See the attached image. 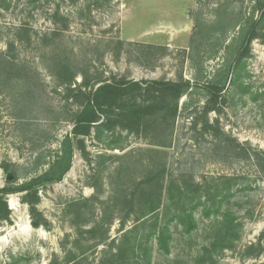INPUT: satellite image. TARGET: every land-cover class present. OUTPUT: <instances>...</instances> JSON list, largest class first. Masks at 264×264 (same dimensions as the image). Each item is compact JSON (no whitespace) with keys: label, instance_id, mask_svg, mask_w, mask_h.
Wrapping results in <instances>:
<instances>
[{"label":"rangeland","instance_id":"rangeland-1","mask_svg":"<svg viewBox=\"0 0 264 264\" xmlns=\"http://www.w3.org/2000/svg\"><path fill=\"white\" fill-rule=\"evenodd\" d=\"M224 1L0 0V58L26 76L0 78V189L42 175L57 160L85 104L81 92L92 90L79 89L81 73L92 82L194 83L196 18L213 21ZM253 1L240 0L237 12ZM207 58L211 78L221 55ZM64 59L79 73L73 91L57 77ZM231 77L221 113L208 116L211 124L218 119L222 135L205 131L206 99L198 92L195 107L184 109L181 101L172 126L122 120L100 136L94 129L75 148L64 180L41 187L38 201L7 196L11 216L0 224V264H146L131 250L152 227V215L141 216L145 198L154 191L169 204L175 185L191 187L193 195L204 186L203 198L217 189L218 201L228 197L219 214L198 207L190 233L171 222L168 254L150 238L149 264H264V38L253 41ZM6 168H14L15 183ZM226 210L237 224L233 247H213L227 233L220 221Z\"/></svg>","mask_w":264,"mask_h":264},{"label":"trees","instance_id":"trees-1","mask_svg":"<svg viewBox=\"0 0 264 264\" xmlns=\"http://www.w3.org/2000/svg\"><path fill=\"white\" fill-rule=\"evenodd\" d=\"M239 2L240 0L221 2L213 21L208 22L196 18V31L190 44L191 62L197 73L194 83L191 81H115L108 83L100 78L92 82L88 71L81 73L82 82L79 89L91 87L92 90L89 93L81 92L86 101L76 118L72 134L63 141L61 154L49 170L18 186L0 189V224L10 220L11 210L7 196L20 193L25 194L31 201H38L41 187L64 180L72 168L75 148L83 147L85 138L89 137L94 129L100 136L104 131L114 130L122 120L130 123L150 120L161 127L172 126L179 113L181 101L186 98L183 108L191 109L198 105L194 98L195 94L201 92L205 94L206 99L202 106L205 115L204 129L205 131L214 130L217 135H222L218 119L211 124L208 116L211 113H221L226 99L225 92L236 66L250 56L253 41L264 38V0H254L252 2L254 5L249 10L243 9V5H240L237 12ZM219 55H221L222 64L211 78L207 77L203 60L207 56V59L214 60ZM3 59L5 58H0L1 79L7 81L14 78L26 79L23 74L24 70L20 66L11 60ZM58 66V80L73 91L71 86L79 73L72 72L66 59L59 60ZM146 95L151 97L150 100L140 102L139 99ZM102 119L103 122L99 123ZM6 171L14 172L13 182L15 183L18 176L14 168H6ZM226 181L230 185L234 180L229 178ZM174 188L176 191H173L169 204L166 205H162V194H155L154 191L147 194L141 216L144 218L152 215L153 223L143 239L136 240L135 245L131 247L137 261L141 256L146 264L150 263L149 242L153 236L157 238L161 251L167 254L170 252V243L173 239L171 222H177L184 227L187 233H190L197 227L195 211L198 207H202L207 215L212 212L219 214L223 211V201L228 197L218 201L221 189H217L211 196L203 198L200 191L204 190V186L201 185L197 186L194 195L191 194L192 191L189 192L191 187L184 188L175 185ZM205 190L208 191L206 188ZM227 190L229 193L232 191L230 187ZM198 198V204L194 205ZM203 199L205 202H202ZM220 221L225 224L227 233L225 237L217 240L213 247L232 248L235 239L231 237V232L237 225L235 217L226 210ZM124 251L126 252V249ZM119 252L120 255L123 250ZM121 261V264H134L131 259L130 261L121 259Z\"/></svg>","mask_w":264,"mask_h":264},{"label":"water","instance_id":"water-1","mask_svg":"<svg viewBox=\"0 0 264 264\" xmlns=\"http://www.w3.org/2000/svg\"><path fill=\"white\" fill-rule=\"evenodd\" d=\"M231 82H232V77H231V79H230V82H229V85H228V87H229V86H231ZM12 178H13V177H12V176H10V177H9V180H11Z\"/></svg>","mask_w":264,"mask_h":264}]
</instances>
